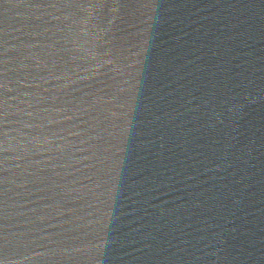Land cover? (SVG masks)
Masks as SVG:
<instances>
[{"label":"water","instance_id":"95a60500","mask_svg":"<svg viewBox=\"0 0 264 264\" xmlns=\"http://www.w3.org/2000/svg\"><path fill=\"white\" fill-rule=\"evenodd\" d=\"M0 264H264V0H0Z\"/></svg>","mask_w":264,"mask_h":264}]
</instances>
